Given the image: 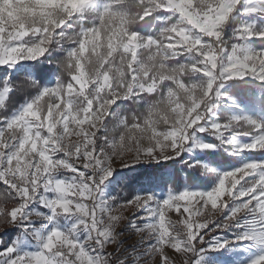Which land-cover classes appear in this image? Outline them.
<instances>
[{
    "label": "snow or ice",
    "instance_id": "6c2138e0",
    "mask_svg": "<svg viewBox=\"0 0 264 264\" xmlns=\"http://www.w3.org/2000/svg\"><path fill=\"white\" fill-rule=\"evenodd\" d=\"M0 72V264H264V119L226 90L264 89V0H0ZM198 134L242 159L210 190L106 194L117 161L216 150Z\"/></svg>",
    "mask_w": 264,
    "mask_h": 264
},
{
    "label": "rangeland",
    "instance_id": "374dc122",
    "mask_svg": "<svg viewBox=\"0 0 264 264\" xmlns=\"http://www.w3.org/2000/svg\"><path fill=\"white\" fill-rule=\"evenodd\" d=\"M3 76V73L0 72V77ZM246 83L247 88L244 92L238 91L236 94L231 95L229 90L231 87L227 88V94L233 97L241 106L245 114L251 115L255 118L264 119V106L262 103V99H264V89H261L257 82L251 80L240 81ZM235 85V84H234ZM230 110L225 109L224 114H229ZM207 142V143H216L218 147L213 152H201L199 150H192L191 152H185L181 157L172 161H161L160 163H139L130 168H119V162L117 161L114 166L117 167V170L114 172L113 177L107 183L106 186V194L108 196H112L113 189L119 179L123 178L125 175L135 172V170L139 167L150 166V167H161V170L157 173L155 177H149L144 180V185L139 187L136 191V194H145L151 193L158 199H164L171 189L174 192H179L184 189L191 190H210L214 183L217 181L216 173H223L235 167L237 164L242 162L241 158L232 157L228 155V151L230 149H226L223 146H219V141H216L214 137L208 136L207 134H198L197 142ZM225 155L228 158L233 159L232 162L224 164L221 161V156ZM199 160L202 164L206 166L207 169H214L213 171H207L206 169H201V177L202 180L199 182L196 181L194 184L189 185L185 183L186 175L184 173L181 174V179L184 184L180 189H174L169 181H171L173 166L176 162L179 164L185 163L187 161V168L189 163ZM135 194V195H136ZM124 215H130L129 210L124 211ZM169 218L172 220L176 219L175 213H169ZM207 217H201L200 219H206ZM215 218V217H213ZM14 230L15 234H17L16 229H9L7 231ZM5 233L0 231V239H3L5 242H10L11 238H6L4 236ZM225 238H231V233L222 234ZM259 255L258 249H247L243 248V246L231 245L228 248H225L218 252H208L205 256V264H248L254 257Z\"/></svg>",
    "mask_w": 264,
    "mask_h": 264
},
{
    "label": "trees",
    "instance_id": "16d2710c",
    "mask_svg": "<svg viewBox=\"0 0 264 264\" xmlns=\"http://www.w3.org/2000/svg\"><path fill=\"white\" fill-rule=\"evenodd\" d=\"M153 26H154L153 23H147V24H141L138 27L141 31L147 32L149 29L153 28ZM155 27L159 28V25L156 24ZM245 85L246 83L244 82L235 83V85H233L231 89L229 90V93L231 95H234L236 94L237 90L244 92L247 88H249V87H246ZM22 99H23L22 96H18L16 102L17 103L22 102ZM262 103L264 106V99H262ZM132 107L133 106L131 104H125L121 106L118 110L121 113H125L131 110ZM114 111H117L116 106H114ZM232 160L233 159L228 158L225 155L221 156V161L224 164L232 162ZM172 166H173V170H172V176L170 179L171 181H169V183L167 184H171L175 190L180 189L184 184L183 180L181 179L182 173L186 175V179H185L186 184L192 185L196 181H199V182L203 181V183L205 182V180H202L200 168L188 169L186 162L181 163V164L176 162ZM160 170H161V167L156 168V167L144 166V167L137 168L135 172L125 175L123 178L119 179V181L116 183L113 189L112 196H117L121 199L131 198L132 196L136 194L137 189L144 185L143 183L144 180L148 179L149 177H155ZM14 234H15V231L11 230V231H7L4 234V236L6 238H11Z\"/></svg>",
    "mask_w": 264,
    "mask_h": 264
}]
</instances>
